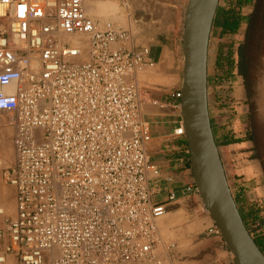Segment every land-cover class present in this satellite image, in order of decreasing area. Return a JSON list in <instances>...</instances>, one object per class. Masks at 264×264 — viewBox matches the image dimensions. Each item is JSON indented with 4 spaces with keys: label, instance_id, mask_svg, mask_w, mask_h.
Here are the masks:
<instances>
[{
    "label": "built area",
    "instance_id": "1",
    "mask_svg": "<svg viewBox=\"0 0 264 264\" xmlns=\"http://www.w3.org/2000/svg\"><path fill=\"white\" fill-rule=\"evenodd\" d=\"M86 1L0 0V123L16 150L3 171L16 210L0 227V264H172L138 80L153 62ZM174 133L186 135L182 121ZM183 193L202 198L195 180ZM208 230L223 238L216 222Z\"/></svg>",
    "mask_w": 264,
    "mask_h": 264
},
{
    "label": "crops",
    "instance_id": "2",
    "mask_svg": "<svg viewBox=\"0 0 264 264\" xmlns=\"http://www.w3.org/2000/svg\"><path fill=\"white\" fill-rule=\"evenodd\" d=\"M187 3L188 0H88L86 7L88 11V5L101 6L99 9H103V13L88 12L99 19L117 17L123 27L131 31L129 46L136 50L147 49L148 59L153 62V65L146 66L138 74V80L144 97L143 115L150 123L152 133L148 153L160 170L159 176L152 182L153 199L167 207V213L159 219V227L166 241L175 244L166 259L172 264H234L223 238L208 230L215 220L205 208L202 198L198 194L183 193V187L195 180L186 135L174 133V129L183 122L182 97L178 98L174 94L182 92ZM252 9L253 4L242 8V41ZM217 29L213 25L208 51L210 113L214 97L211 90V67L217 65L222 53L221 37L214 36ZM241 93L242 134L231 131L238 124L229 120L228 116L224 118L228 125L222 128L226 130L225 134L242 137V140L218 147L232 193L238 197L236 202L239 210L244 212L254 206L264 215V140L258 126L264 114V78L255 79L251 98L256 107L254 129L250 118V98L243 76L242 85L237 83L234 86L232 97L236 100L241 97ZM212 127L213 131L216 128L218 132L214 121ZM0 134L3 136L0 147L3 146L6 151V156L0 154L3 163L0 166V206L5 209V214L0 215V227L5 228V218L13 216L16 210V188L3 178V171L13 166L16 159L13 126L0 123ZM173 190L178 198L171 201L169 194ZM8 211L11 213L8 214ZM5 264H16L15 258L10 255Z\"/></svg>",
    "mask_w": 264,
    "mask_h": 264
},
{
    "label": "water",
    "instance_id": "3",
    "mask_svg": "<svg viewBox=\"0 0 264 264\" xmlns=\"http://www.w3.org/2000/svg\"><path fill=\"white\" fill-rule=\"evenodd\" d=\"M220 0H188L184 20L181 110L194 178L205 208L221 229L234 264H264L232 193L208 102V51Z\"/></svg>",
    "mask_w": 264,
    "mask_h": 264
},
{
    "label": "trees",
    "instance_id": "4",
    "mask_svg": "<svg viewBox=\"0 0 264 264\" xmlns=\"http://www.w3.org/2000/svg\"><path fill=\"white\" fill-rule=\"evenodd\" d=\"M247 4H253V10L249 13L247 19V28L242 43H240L236 53L232 47L224 54L221 53L218 59L217 66L226 67L222 75L217 76L216 83L224 84L225 80L233 74L236 69L238 75L244 77V83L250 98V118L252 128L255 124V102L251 100L254 94V78L253 73L256 69V61L258 58V51L262 41V34L264 30V11L262 6L264 0H231V3L226 7L218 8L213 25H216L219 31V36L224 37L227 34H236L242 24V8ZM230 100V93L226 89H222V93L218 94L217 103L220 108H228ZM211 122L213 125V118L211 115ZM214 135L218 146L220 144H229L242 140V137H234L233 135L224 134L218 136L217 129L214 128ZM253 137V133L251 134ZM255 138L253 137V140ZM237 201L238 197L234 195ZM242 218L255 239L258 246L264 252V215L260 213L259 209L251 206L246 211H241Z\"/></svg>",
    "mask_w": 264,
    "mask_h": 264
},
{
    "label": "rangeland",
    "instance_id": "5",
    "mask_svg": "<svg viewBox=\"0 0 264 264\" xmlns=\"http://www.w3.org/2000/svg\"><path fill=\"white\" fill-rule=\"evenodd\" d=\"M230 3H231V0H220V7H226ZM101 19L114 21V22L120 24L121 26H123V24H121L119 22L117 17H113L110 19L109 18H106V19L101 18ZM216 31L217 32L214 36L216 38H218V36H219L218 29ZM263 37H264V30H263ZM240 43H242V24H241V26H240V28L236 34H227L224 37H221V40H220L221 51L220 52H222L224 54L226 51L229 50L230 47H232V50L235 51L234 56H235V58H237L236 51H237ZM260 48H261V50L259 49V51H258V58L256 61V70H255L256 72L254 71V73H253L254 83H255V79H257L258 77L264 78V40H263V46H260ZM224 69H226V67L222 68V67L217 66V65H214V66L212 65V67H211V75L213 77V79H212L213 81L211 83L212 84L211 90H212V93H214V97L212 96V106H211L210 115H212V118L214 121V126H217V128H218L217 133H218L219 137L226 133V130L224 128H222L223 126L228 125L225 122L226 121L224 119L225 116H228L229 120L231 119V121H233V122L236 121V123L238 124L236 127H233L231 129V131H234V134H242V93H241V97L237 98L236 100L234 97H232V94L234 91V86L235 85L237 86V83H240L242 85V76L238 75V72L235 69L233 74H231L230 77L225 80L224 84H222V85L218 84V83H216V78H217V76H220L223 73H226V72H224ZM255 73L257 75H255ZM222 89H226L230 93L229 106L226 109L220 108L219 104L217 103L218 94L222 93ZM262 102L264 103V97L262 98ZM255 119H256V115H255ZM258 126L260 129L261 136L264 140V114H263L262 120L261 121L259 120ZM222 147H223V145L220 144V148H222ZM0 154L6 156V151H4L3 146L0 147ZM8 155L10 157V154H8ZM2 183L6 184L4 181H2ZM9 213H11V212L8 211V214Z\"/></svg>",
    "mask_w": 264,
    "mask_h": 264
},
{
    "label": "bare ground",
    "instance_id": "6",
    "mask_svg": "<svg viewBox=\"0 0 264 264\" xmlns=\"http://www.w3.org/2000/svg\"><path fill=\"white\" fill-rule=\"evenodd\" d=\"M88 1V0H87ZM86 1V2H87ZM113 2V1H112ZM115 2V1H114ZM103 4V3H102ZM102 4H100V5H102ZM85 5H86V3H85ZM96 5H98V4H96ZM104 6V5H103ZM101 7V6H100ZM99 7V8H100ZM105 7V6H104ZM109 7V6H108ZM98 7H96V6H89L88 5V12L90 13V14H98V13H103L104 12V10L103 9H101V11H100V9H99ZM115 8H116V6H115ZM117 8H118V6H117ZM86 9H87V7H86ZM111 9V8H110ZM106 14V13H105ZM92 16V15H91ZM107 17V16H106ZM70 38L72 39V40H74L75 42H78L77 40H76V38L77 37H75V36H70ZM4 211H5V209H4ZM161 230V229H160Z\"/></svg>",
    "mask_w": 264,
    "mask_h": 264
},
{
    "label": "flooded vegetation",
    "instance_id": "7",
    "mask_svg": "<svg viewBox=\"0 0 264 264\" xmlns=\"http://www.w3.org/2000/svg\"><path fill=\"white\" fill-rule=\"evenodd\" d=\"M262 9H263V11H264V5L262 6ZM253 10V9H252ZM263 40H264V37H263V34H262V41H261V44H260V46H263ZM262 48V47H261ZM261 48H260V50H261Z\"/></svg>",
    "mask_w": 264,
    "mask_h": 264
}]
</instances>
